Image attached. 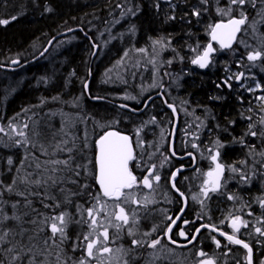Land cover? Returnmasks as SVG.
<instances>
[{
    "label": "trees",
    "instance_id": "obj_1",
    "mask_svg": "<svg viewBox=\"0 0 264 264\" xmlns=\"http://www.w3.org/2000/svg\"><path fill=\"white\" fill-rule=\"evenodd\" d=\"M129 1H133V4ZM155 1L158 0H0L2 7L4 2H10L12 6L8 13L0 14V20L9 21L0 24V63L8 64L14 58L29 60L51 37L74 27H82L96 42L95 28L102 29L113 18L123 14L124 10L133 9L137 14L133 18L137 25V36L132 41L136 38L138 46L148 50L156 40L161 41V48L167 47L164 55L166 63L162 69L167 71L173 84L182 79L180 88L174 90L176 95H173V101L184 108L189 106L188 116L185 110L183 113L186 118L194 119L195 125L201 127L204 123L201 129H211L206 139L211 147L216 145L215 142L222 144V157L228 165L242 167L243 172L236 173L240 196H250L249 187L253 193L264 190V180L258 182L255 179L256 174L264 177V134L260 130L264 122L255 123L256 115L260 114L261 117L264 112L254 103L257 92L251 95L231 93L221 99L217 95L221 74L213 71L208 77L203 75L188 57L194 45L204 47L209 41V27L196 25L198 21L194 10L203 12L207 25L211 26L224 19L218 16V8L224 7L226 0H174L176 11H173V20L169 13L165 14L161 1L158 3L161 8L158 6L159 9H156ZM246 3H249L247 8L232 5L233 16L240 15L238 12L241 9L248 15L249 22L263 19L261 31L264 40V0H247ZM194 32L199 36L197 44L193 43ZM66 39L71 40L60 44ZM92 52L90 41L83 32L77 31L56 41L43 58L51 57L46 63H42L41 59L17 71L0 68V128L3 129L0 131V218L4 215L19 217L18 220L8 219L0 223V235L8 232L4 242L0 243V264H24L26 258H34L36 264L71 260L70 233L67 232L68 239L61 244L62 249L53 245L52 241L45 245L50 228L44 220L60 212L70 215L74 210L75 195L78 197L77 210L81 214L91 205L92 199L88 198L98 195V187L92 182L93 175L86 171L88 166H93V153L91 146H84L86 137H83V133L86 129H93L90 136H94L104 129L99 126L102 121L100 118L106 112H99L95 105L105 106L106 110L115 105L105 100L92 101L85 91V82L91 70V94L106 100H114L116 87L103 84V90H95L93 85L101 68L96 63L98 55L91 66ZM168 59L173 62H168ZM179 72L184 78H179ZM261 75L264 85V73ZM74 98L79 100L77 107L74 106ZM246 105L256 108L250 117L244 107ZM24 115L27 117L22 131L25 135L21 136L14 132V122ZM65 117L80 120L79 123H72L71 127L82 137L77 135L74 138V134H66L70 121L67 124L58 119ZM253 123L258 125L259 133L256 131L257 125L252 128ZM9 134H14L13 139H10ZM25 139L27 143H24ZM17 140L21 143L17 144ZM69 157V166L50 163L69 160ZM9 158L13 161L11 165L8 164ZM37 163L40 164L39 168ZM76 172H79L78 176ZM49 177L56 183L53 184ZM24 178L28 181L41 180V184L23 183L21 181ZM9 186L12 191L7 190ZM259 186L261 188L258 190L256 187ZM57 203L60 205L58 208L54 207ZM45 204L52 207H45ZM70 229L71 223L67 227V230ZM77 229L81 231L82 223ZM9 248L13 251H7Z\"/></svg>",
    "mask_w": 264,
    "mask_h": 264
},
{
    "label": "flooded vegetation",
    "instance_id": "obj_2",
    "mask_svg": "<svg viewBox=\"0 0 264 264\" xmlns=\"http://www.w3.org/2000/svg\"><path fill=\"white\" fill-rule=\"evenodd\" d=\"M160 1L163 2V0ZM155 2L156 9H159V0ZM220 51L222 52L215 45V54L210 66L201 70L197 65L195 67L207 77L213 71L221 74V85L218 86L217 95L224 99L232 92L237 91L235 87L236 84L242 83L244 70L237 67L238 70L240 69V73L234 81L230 80L229 70L224 68L225 66L216 59V55ZM240 74L242 75L240 76ZM237 77L240 78L239 82ZM167 88L168 86H162L146 94L138 101H121L133 109L120 108L125 117L121 120L123 123L115 127L105 128L92 137L90 135L86 137L84 146L87 142V147H85L91 146L92 149L90 150L93 153V166H88L86 171L92 173V182L98 187V194L100 188L95 179L97 171L96 141L106 130L111 128H117L130 136L136 159L129 162V167L138 180H142L147 175V170L152 165L156 166L155 173L160 175L159 182L153 181L151 189L143 186L136 189L138 200L146 196L150 201L146 205L131 204L126 206L129 210H136L137 223L134 228L136 235L135 237L128 236L126 226L114 242L110 240L108 246L113 249V253L104 254L107 258L104 259V264H109L113 256L120 257V264H123L124 260H127L129 264H149V262L151 264H202L203 261L207 260L213 261V264H264V235L261 234L264 233V190L256 191V193L251 192L250 196L246 194L248 197L240 196L236 175L229 172V166L223 160L221 150H215L211 156L205 153L207 152L205 145L209 149L213 148L206 139L209 134L207 132H211V129L208 131V129L202 128L203 135L201 127L205 124L203 123L199 127L195 125L194 119L186 118L177 103L166 92ZM186 93L188 94V92ZM153 95L157 96L146 104V101ZM89 97L94 101L92 94ZM187 100H189V95H187ZM104 102L117 106L118 101L109 99ZM168 104L175 105L180 115L173 149L172 135L175 116ZM138 142H142L139 147H137ZM217 152H219V160L226 166V172L218 191H209L208 195L204 196L202 188L205 179H207L206 173L215 168L212 156ZM85 163L88 165L87 161ZM173 173H175L174 178ZM75 197L74 210L71 211L70 216L73 221H79L81 214L77 210L78 197L77 195ZM88 199H92L89 206L91 207L95 201L93 198ZM84 215L86 218V213ZM236 217H239V220L236 221L239 231H234L232 227V222ZM245 222L247 226H245ZM205 225L208 227H204ZM78 226L79 223L73 222L71 229H66V232L70 233L71 260L44 264H78L82 258H87L86 252H83L84 243L81 242L89 228L82 223V229L79 232ZM169 227L172 231L166 235ZM213 227L216 228V231L212 230ZM154 228L155 231H153ZM257 228L261 231L257 232ZM197 229H199L198 232ZM181 231L185 233V236L179 235ZM146 232L151 233V235L145 236L144 233ZM221 232L226 235H234L235 238L247 243L251 253L249 254L248 249L242 245L228 241L226 235H220ZM109 234L110 237L114 236L115 230L110 228ZM168 236H171V240L175 243H172ZM77 237L82 238L79 240ZM193 237L195 238L193 239ZM133 238L144 241V246L133 248L131 243ZM157 238L160 239L161 243L155 249L148 247V244ZM216 241L220 242L219 247ZM75 245H79L76 247V250H79L77 252L73 250ZM121 247L126 250V255L116 252V249ZM58 248L62 249L61 244ZM60 252L62 253V250ZM201 252L205 255L201 256ZM92 259L90 261L91 259L87 258L88 264H97V261ZM30 261L32 264H36L34 258H26L24 264H30Z\"/></svg>",
    "mask_w": 264,
    "mask_h": 264
},
{
    "label": "rangeland",
    "instance_id": "obj_3",
    "mask_svg": "<svg viewBox=\"0 0 264 264\" xmlns=\"http://www.w3.org/2000/svg\"><path fill=\"white\" fill-rule=\"evenodd\" d=\"M249 1L251 2L253 0H249ZM129 2L131 5L133 4V1H129ZM4 3H5L4 4L5 7L4 6L2 7L0 3V14L2 15H5L6 13H8L7 11H10L12 9L11 4H9L10 2H4ZM226 3L227 4L224 7H221L220 9L218 8L219 17L221 16L222 18H229L234 15V11H233L234 6L230 4V0H226ZM248 4L249 3H245L243 6L244 7L246 6L245 8H247ZM160 5L161 4H159L158 6L160 7ZM162 5L164 7L163 9L166 11L165 14L169 13L170 19L173 20V18L175 17V13H173V11H176L174 0L171 1L163 0ZM199 7H201V5ZM229 7L232 8V12L230 16L222 14L220 10L227 11ZM124 11H125L124 13L122 12L123 14L119 15L115 19L113 18V20L108 25L104 26L102 29L95 28L96 42L100 45L99 54L96 63L101 68V72L97 76V79L93 85L95 90L96 91L103 90L102 87L103 84L108 85L109 87H116V93H113L114 100L133 102V101L141 100L146 94L151 93L161 88L162 86H168L166 92L173 100V95L174 94L176 95V91L174 90L180 88V82H181L180 80L182 79H178L177 82L173 84L172 80L168 77L167 71L162 69L164 64L166 63V60L164 59V55L167 52L166 50L167 47L161 48L162 46L159 45L161 41L159 40H156L151 44L150 50L144 47H139L138 43L135 42L136 38L132 41V38L137 36V31H136L137 25L134 23V19H133L137 17L136 11L133 9L132 10L128 9ZM239 11L240 12H238V14L241 13V9ZM197 12L199 13V15L194 14ZM193 14L196 20L198 21L196 25L200 24L202 27H209L208 30H210L213 24L211 26L207 25L206 17L203 16V12L200 13V11L196 9L194 10ZM262 26H263V19H256L253 22L250 21L249 27L247 26V28H245L237 46L231 51L218 52L216 55L217 56L216 59L219 60V63L221 65L225 66L224 68H227L229 70V75H231L230 80L232 79L234 81L235 77L240 73V69L238 70V68L244 70V78L242 83L236 84L235 88L237 91H234L232 93L235 94L242 92L243 95L244 94L251 95V93L257 92L254 103L257 104L256 107H260L264 112V108H263L264 99H261L262 97H264V85L261 75L262 73H264V45H263L264 40L262 39L263 37V33L261 31ZM253 28H255V31L253 30ZM187 35H189L188 32ZM198 39H199L198 33L194 32L193 43L197 44ZM70 40L66 39L60 41V44H65ZM157 41H159L160 43H155ZM198 46L194 45V47L191 48L190 52L192 53H189L188 55V57H190L189 61L192 62L193 59H195L199 54L203 53V51L205 50L206 45L204 47L203 46L198 47ZM57 47L60 46L58 45ZM57 50L58 48L55 49V51ZM256 51L261 52L260 58H258L255 61H250L248 59V54L255 53ZM50 59L51 57H48L47 59H43L42 63H46V61ZM233 59H235L234 62ZM168 62L172 63L173 60L168 59ZM180 73L181 72L178 73L179 78H184V75ZM177 78L178 77H176V79ZM167 80L170 81L168 82ZM166 81L168 82L167 84H165ZM119 85L121 86L118 87ZM257 85H259V87H257ZM78 101L79 100H77V98H74V103H76V105L73 103L74 106L77 107ZM95 107H98L97 109L99 110V112H102L103 114L106 112V114L102 118H100L102 119V121H100V126H99L101 129L118 126L120 125V123H123V121L121 120L125 119L124 113L118 107L109 106L108 110H106L105 106L95 105ZM178 107L182 111L185 110L184 112H186L187 115L190 112V109L188 107L184 108L181 105H179ZM244 107L246 110L249 111L248 114L249 117L252 116V113H254V110H256V108L254 109V107L251 105L250 106L246 105ZM61 110H62V106H61ZM108 111L109 113H107ZM61 112H63V110ZM259 116L260 114L256 115L255 123H260L264 121V113L261 114V117ZM76 118L79 119V117L77 116ZM58 119H61V121L65 123H67V121H70L69 124L67 123L68 124L67 127L68 132L66 133L67 135L68 133L69 134L71 133L74 134V138L77 135L79 137H82V134L75 133L73 130L74 127L73 126L71 127L72 123L76 124V121L77 123H79L80 120H76L75 117L71 119L66 117L58 118ZM26 120H27L26 115L18 117L17 121L15 120L14 122L15 133L18 134L24 130L23 123ZM255 123L251 124L252 128L256 127L257 124ZM260 130L264 134V127H262V129ZM63 131L66 130L63 129ZM93 131H94L93 129L90 130L86 129L85 132L83 133L84 134L83 137H87L88 135H91ZM256 131L259 133L258 125ZM9 135H10V139H13L12 135L14 134H9ZM215 143L216 145H212L213 146L212 149H209V147L205 145V147L207 148L206 149L207 152L205 153L208 156L209 155L211 156V154L214 153L215 150L217 149L221 150L222 144H218L217 142ZM228 166H229V172L234 173L235 175L240 171L243 172L241 166L239 167L233 165H228ZM232 169H235V171H233ZM199 171L201 172V170ZM256 176L257 177H255V179L258 182H261L262 179L264 180V177L263 176L261 177L260 174L259 175L256 174ZM253 185L255 186V184ZM256 188L259 190L261 186H259V188L258 187ZM248 189L250 193L251 192L253 193V190H251L250 187ZM85 243L86 242H84V244ZM77 251L79 250H75L74 252ZM83 252H85V247ZM105 258L106 256L103 255V259ZM90 259H91L90 261L93 260L92 258ZM95 260L97 261V259Z\"/></svg>",
    "mask_w": 264,
    "mask_h": 264
},
{
    "label": "snow or ice",
    "instance_id": "obj_4",
    "mask_svg": "<svg viewBox=\"0 0 264 264\" xmlns=\"http://www.w3.org/2000/svg\"><path fill=\"white\" fill-rule=\"evenodd\" d=\"M247 2V0H230L231 5H238L242 8V6ZM254 6V3H253ZM222 14L229 15L232 12V8L229 7L227 11L220 10ZM195 15H199V13H194ZM15 19V17H13ZM247 21V17L244 15L243 11L240 13L239 18L231 17L227 23L221 22L217 23L214 26H211V39L213 41H217L221 48H228L231 46L232 41L236 37V33L241 31V26L245 25ZM9 23L8 20H0V24H7ZM255 31V28H253ZM155 43H160L159 41ZM214 49L212 47V44L209 43L207 47L205 48L202 56H198L196 59L192 60L193 64H198L199 67L204 68L207 66L208 63V57L211 52H213ZM261 52L256 51L255 53H249L248 59L250 61H255L258 58H260ZM242 75V74H241ZM239 79V77H237ZM259 87V85H257ZM261 99H264L262 97ZM264 122V121H262ZM27 127V125H25ZM0 131H3L2 128H0ZM21 136H24L25 134L21 131L18 133ZM38 135V133H35ZM252 135H255V133H252ZM21 143L20 141H17V144ZM24 143H27V140L25 139ZM66 143V142H65ZM142 142H138L137 147L140 146ZM87 147V143L85 144ZM195 147V145H193ZM59 148V145H57ZM96 147H97V155H96V183L99 185L100 193L93 197V200L95 203L87 208L84 209L81 212V220L79 221H73L72 217L67 212H61L58 215H54L51 217H45L44 223H48V226L50 228L51 235L48 237L47 240L44 241L45 245L49 243V241H52L53 245L59 246V244H63L64 241L68 239L66 229L70 223H83L86 224L89 228V231L84 235L83 241L81 243H84L86 257L87 258H94L97 259V264H104L103 255L105 253L111 254L113 253V249L109 247L110 240L112 242L115 241L116 238L119 237V233L124 231L125 227L127 226V235L130 237H135L136 233L134 231L135 225L137 223L136 218V210L135 209H127V205L131 204H143L146 205L150 201H148V198L141 197L139 200L137 199V192L136 189L143 186L146 188L151 189L152 188V182L156 181L159 182L160 175L155 173V165H152L147 170V175H145L142 180H138L137 177L133 174L132 170L129 167V162L136 159L134 155V149L131 142V139L127 135H122L121 133L117 131H107L103 135L99 137V139L96 141ZM63 150V149H61ZM69 152H71V149H68ZM175 155V153H173ZM219 156V152H217L215 155L212 156V160L215 162L217 160V157ZM71 157H69V160H55L51 161L50 163L54 165L63 164L65 166H69V161ZM13 161L11 158L8 159V164L11 165ZM37 168L40 167V164L37 163ZM138 166V165H137ZM77 167H80L77 165ZM235 171V169H232ZM53 172L56 171L55 168L52 169ZM224 172V166L220 163H216L215 169L212 171H209L206 173L207 179L204 181V187L202 188V193L204 196L208 195V192H216L220 188V180L221 176ZM76 175H79V172H76ZM175 177V173H173V178ZM48 179L52 180V183L55 184L56 181L52 179V177H49ZM16 181H13L15 183ZM21 182L23 183H33L36 185L41 184V180H32L28 181L27 178H24ZM44 183H47V181H44ZM86 187V186H85ZM173 187L175 185L173 184ZM8 191H12V187L9 186ZM22 195V193H19ZM181 195H183L181 193ZM229 199H232V197H229ZM109 201H111V204H109ZM30 203V202H29ZM45 207H52L50 205L45 204ZM15 207V205H13ZM54 207H60V205L57 203L54 205ZM79 207V206H78ZM86 213V218L85 214ZM8 219H19V217H8L7 215H4L2 218H0V223H2L5 220ZM171 219V218H169ZM131 220V225H130ZM239 220V217H236L232 222V227L234 231H239V228L237 227L236 221ZM50 222V223H49ZM245 226L246 222H245ZM204 227H208V225H205ZM115 230V235L110 237L109 229ZM42 230V229H41ZM156 229L154 228L153 231ZM213 231H216V228L213 227ZM172 229L169 227L167 229V233H171ZM199 229H197V232ZM257 232H260L261 230L259 228L256 229ZM264 235V233H261ZM145 236L151 235V233H144ZM181 236H185V233L181 231L179 233ZM220 235H226L224 232H221ZM8 236V232H4L2 235H0V243H3L5 238ZM195 237H193L194 239ZM226 238L231 243L242 245L245 249H248L249 254L251 253V249L249 248V245L247 243H244L242 240L237 239L234 237V235H226ZM79 239V237H77ZM168 239L175 243V241L171 240V236H168ZM213 239H215L213 237ZM58 241V243H57ZM191 242V241H189ZM133 248L135 247H143L144 241L138 240L133 238L132 241ZM161 243L160 239L157 238L155 240H152L148 247H151L155 249L157 245ZM217 246L219 247L220 242L216 241ZM76 247H79V245H75L73 250H76ZM7 251L11 252L13 249L9 248ZM116 252L126 255V250L121 247L116 249ZM201 256H204L205 253L201 252ZM19 257H13V259H18ZM87 258H82L78 264H88ZM59 259V257H58ZM120 264V257L119 256H113L109 262V264ZM30 264L32 262L30 261ZM123 264H129L127 260L123 261ZM151 264V262H149ZM202 264H213V261L207 260L203 261Z\"/></svg>",
    "mask_w": 264,
    "mask_h": 264
},
{
    "label": "water",
    "instance_id": "obj_5",
    "mask_svg": "<svg viewBox=\"0 0 264 264\" xmlns=\"http://www.w3.org/2000/svg\"><path fill=\"white\" fill-rule=\"evenodd\" d=\"M246 17H247V15H246ZM235 18H239V16H235ZM229 19H230V18H229ZM229 19L220 20V21L216 22L215 24H217V23H221V22L227 23V21H228ZM247 22H248V17H247V21H246L245 25H242V26H241V31H239V32L236 33V37H235V39L232 41L231 46L228 47V48H222V49H224V50H230V49H232V48L236 45V43H237V41H238V38H239L240 34L242 33L243 28L246 26ZM215 24H214V25H215ZM214 25H213V26H214ZM77 31H81V32H83V34H84L88 39H90V42H91V44H92V46H93V48H94L93 54H92V56H91V66H92L93 63H94V61H95V59H96V57H97V55H98L100 45L97 44V43H95L94 40L92 39L91 35L88 34L86 31H84V29H83L82 27H74V28H71V29L64 30V31H62V32H60V33H58V34H56L55 36L51 37L50 40H49V41L47 42V44L45 45V47H44L42 50H40L39 53H38L36 56H34L32 59H30L29 61L22 63L21 60H20L19 58H16V59H13L12 61H10L9 64H1V63H0V68H1V69H4V70H16V69H18V68H20V67H22V66H24V65H26V64H30V63L36 62V61H38V60H41L42 58H44V57L50 52V50H51L52 47L54 46L55 42H56L59 38L64 37V36L69 35V34H72V33L77 32ZM209 37H210V42H209V43L212 44V47H213V49H214V51H215L214 44H218L219 46H220V44H219L217 41H213V40L211 39V35H210V33H209ZM209 43H208V44H209ZM220 47H221V46H220ZM214 51L211 52L210 55H209V57H208V63H207V66L204 67V68H202V69L207 68L208 65L211 63V61H212V57H211V55L214 53ZM199 56H202V55H199ZM91 79H92V72H91V70H90V72H89V78H88L87 81L85 82V91H86L87 95H89V96H90V94H91V93H90ZM239 81H240V78L238 79V82H239ZM160 94H162V92H160ZM156 96H157V95H153V96H151V97L146 101V104H148L149 102H151V101L153 100V98H155ZM92 99H93L94 101L105 100V98H102V97H93ZM117 105H118L120 108H122V109H130V110H133L132 107H131L130 105H128V104H126V103H123V102H118ZM168 107L171 108V109L173 110V112H174V116H175V124H174L173 135H172V149H173V142H174V139H175V137H176L177 128H178V126H179V114H178V111H177L175 105H173V104H168ZM107 131H117V132L121 133L122 135H127V136H129L128 134H126V133H124V132H121V131H119V130H117V129H109V130H107ZM107 131H106V132H107ZM103 134H104V133H103ZM103 134H102V135H103ZM129 137H130V136H129ZM130 139H131V138H130ZM216 163H220V164H222V165L224 166V172H223V174H222V176H221V180H220V185H221V182H222L223 176H224V174H225V172H226V166H225L224 163H222V162L219 160V156L217 157V160L215 161V166H216ZM214 169H215V168H214Z\"/></svg>",
    "mask_w": 264,
    "mask_h": 264
},
{
    "label": "bare ground",
    "instance_id": "obj_6",
    "mask_svg": "<svg viewBox=\"0 0 264 264\" xmlns=\"http://www.w3.org/2000/svg\"><path fill=\"white\" fill-rule=\"evenodd\" d=\"M89 34V33H88ZM87 38V37H86ZM88 39V38H87ZM93 39V38H92ZM89 41H90V39H88ZM94 40V39H93ZM94 42H95V40H94ZM91 43V42H90ZM96 43V42H95ZM98 44V43H97ZM92 45V44H91ZM93 47V46H92ZM93 51H94V48H93ZM92 54H93V52H92ZM92 56V55H91ZM32 59V58H31ZM30 60V59H29ZM29 60H26V61H22L21 60V62L22 63H24V62H27V61H29ZM9 64V63H8ZM26 65H28V64H26ZM26 65H24V66H22V67H20V68H23V67H25ZM20 68H18V69H16V70H4V71H17V70H19Z\"/></svg>",
    "mask_w": 264,
    "mask_h": 264
}]
</instances>
